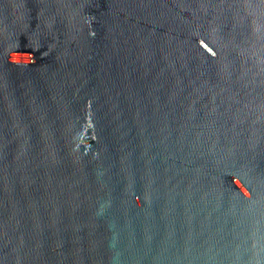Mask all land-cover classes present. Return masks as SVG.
<instances>
[{
	"label": "water",
	"instance_id": "1",
	"mask_svg": "<svg viewBox=\"0 0 264 264\" xmlns=\"http://www.w3.org/2000/svg\"><path fill=\"white\" fill-rule=\"evenodd\" d=\"M0 264H264V0H0Z\"/></svg>",
	"mask_w": 264,
	"mask_h": 264
}]
</instances>
